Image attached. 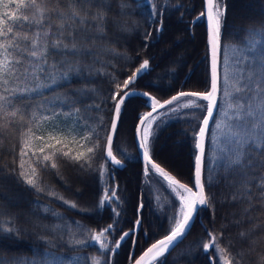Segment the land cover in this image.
Masks as SVG:
<instances>
[{"label":"trees","instance_id":"16d2710c","mask_svg":"<svg viewBox=\"0 0 264 264\" xmlns=\"http://www.w3.org/2000/svg\"><path fill=\"white\" fill-rule=\"evenodd\" d=\"M121 2L128 7L122 10ZM152 3L157 12L154 18H150V8L144 0H109L106 12L108 40L120 55L102 53L95 61L91 56L87 57L81 62L79 73H70L66 79L57 76L28 103L54 107L58 113L64 114H68L73 105L79 109L74 116L59 117L61 120L81 116L93 122L102 120L104 130L100 135L103 145V137L113 116L115 101L110 99L115 90L113 84L131 76L143 60L149 61V67L129 87L131 89L147 92L161 102L179 91L203 92L209 89L206 26L204 18L197 19L204 11V0H152ZM223 6L226 12L219 54L221 62L232 55L231 50L241 40L248 39L244 30L259 29L264 23V0H223ZM117 24L126 30H118ZM255 39L259 43L250 56H258L260 48L264 47V36L257 35ZM65 98L67 103L59 102ZM147 101L148 98L133 95L122 106L113 140V152L124 163L122 168L105 161L99 152L87 171H80L78 165L64 160L58 169L39 173L43 192L35 191L18 178L17 164L14 163L17 159L13 149L15 141L13 136L4 135L0 147V223L18 231L0 233V264H52V257L45 255L48 253L60 258L63 264H72L74 260L76 264H93V257L101 264H132L148 246L168 234L172 227L171 218L178 209L172 206L166 191L163 201L156 199L144 175L145 163L137 146V117L150 110ZM169 107L159 113L166 112ZM189 111L183 109L171 115L161 114L153 123L155 143L151 154L171 174L191 185L194 177L193 136L198 131L199 117L205 113L198 111L193 118L186 114ZM214 116L219 120L223 113L217 111ZM209 130L215 131L212 122ZM70 146L74 154L78 149L75 145ZM171 148L177 152V161L166 156ZM212 150L209 136L205 165L212 157ZM101 164L106 167L103 179L99 176ZM217 179L219 183L211 189L210 206L199 211L187 238L153 264L160 260L165 264H209L202 248L197 247L198 242L207 239L205 228L217 234L221 245L236 258L233 264L237 260L239 264H258L260 256L264 255V205L254 200L253 206L244 214L247 205L232 199L235 189L228 186L223 175ZM49 190L74 201L78 207L69 209L62 201L49 196ZM113 190H116L117 201H105L100 207L103 193ZM45 207L51 211L45 212ZM113 209L120 215L116 216ZM52 212L59 213V218ZM137 219L140 225L135 224ZM114 222L113 235H106L108 245L114 251L100 252L98 245L93 246L91 234ZM57 225L59 227L53 231ZM130 230L131 236L120 240L123 232ZM241 232L245 233L243 237ZM5 235L10 238L4 239ZM73 235L84 240L85 244L70 246ZM113 241L120 242L119 249H115Z\"/></svg>","mask_w":264,"mask_h":264},{"label":"snow or ice","instance_id":"6c2138e0","mask_svg":"<svg viewBox=\"0 0 264 264\" xmlns=\"http://www.w3.org/2000/svg\"><path fill=\"white\" fill-rule=\"evenodd\" d=\"M144 4L150 8V18H154L157 12L152 0H144ZM120 7L123 10L128 5L121 2ZM108 8L109 0H0V147L6 133L13 136L17 176L37 192L45 190L39 181V173L58 169L64 160L78 165L80 171H87L99 152L105 161L120 167L121 159L113 152V138L122 106L133 95L147 97L150 111L137 117L135 129L139 137L137 146L142 150L145 162L144 175L149 182L157 177L156 182L169 194L172 206L178 209L171 218L172 227L168 234L134 260V264H153L187 238L194 226L195 215L210 206L211 189L219 183L218 176L223 175L228 186L235 189L232 199L247 205L244 214L253 206L254 200L264 205V47L260 48L258 56L249 55L256 51L259 43L255 37L264 36V23L259 29L244 30L248 39L241 40L231 50L232 55L221 62L219 54L226 9L223 0H205V11L197 19L205 18L206 22V39L211 54L209 89L203 92L179 91L164 102L147 92H133L129 85L149 67V61L143 60L131 76L113 84L115 90L110 95L115 101L113 116L102 145V120L93 122L84 116L61 120L59 117L74 116L79 109L73 105L68 114L58 113L54 107L30 105L28 100L57 76L66 79L70 73H79L81 62L89 56L95 61L102 53L120 55L108 40ZM115 27L126 30L118 24ZM182 98L195 99L182 101ZM59 102L67 103V99ZM166 105L171 106L169 111L172 112L190 109L186 114L193 118L198 111L206 113L199 117L198 131L193 136L194 177L191 185L171 174L151 154L155 143L153 123L161 116L158 109H165ZM217 111L223 113L219 120L214 116ZM210 121L215 126L214 132L209 130ZM209 136L213 154L205 165ZM70 145L78 149L74 154ZM105 171V165L101 164V179ZM47 194L62 201L69 209L78 207L74 201L54 191L49 190ZM117 199L116 190L105 191L99 206ZM44 211L51 210L45 207ZM113 212L120 215L115 209ZM52 215L59 218V213L52 212ZM135 224L140 225V220L137 219ZM115 226L116 222L99 232H92L91 242L93 246H99L100 252L114 251L109 247L106 235H113ZM58 227L55 226L53 231ZM14 231L18 230L0 223V233ZM205 234L207 239L198 242L197 247L202 248L209 264H233L236 258L221 245L217 234L207 228ZM240 235L243 237L245 233ZM130 236L131 230L123 232L120 240ZM3 238L10 237L5 235ZM113 243L115 249L120 248L119 241ZM69 244L84 245L85 241L73 235ZM45 255L52 257V264H63L54 254ZM92 262L101 264L96 257ZM158 264H165V261L160 260ZM236 264H239L238 260ZM258 264H264V255L260 256Z\"/></svg>","mask_w":264,"mask_h":264},{"label":"rangeland","instance_id":"374dc122","mask_svg":"<svg viewBox=\"0 0 264 264\" xmlns=\"http://www.w3.org/2000/svg\"><path fill=\"white\" fill-rule=\"evenodd\" d=\"M188 99H192V98H182V101H186ZM170 108L171 107H169L168 110L166 112H164V113L163 112H160L162 114V116L169 115V114L170 115L171 114H174V112L169 111ZM176 153L177 152L174 149L171 148V150L169 152H167L166 156L170 157L173 161L174 160L177 161L178 159H177ZM180 164L183 165V162H180ZM146 179H147L148 183L150 184V186H151V188L153 190V193H154L156 199L163 201V195H164V191L165 190H164V188H162L160 186L159 183L156 182V180L158 178L157 177H153L151 182H149V178L148 177H146Z\"/></svg>","mask_w":264,"mask_h":264},{"label":"water","instance_id":"95a60500","mask_svg":"<svg viewBox=\"0 0 264 264\" xmlns=\"http://www.w3.org/2000/svg\"><path fill=\"white\" fill-rule=\"evenodd\" d=\"M204 11H205V0H204ZM204 22H205V18H204ZM205 26H206V22H205ZM209 56H210V65H211V54H210V51H209ZM140 77V75L138 76V78ZM137 78V79H138ZM136 79V80H137ZM132 85V84H131ZM131 85H129V87L131 86ZM131 91H133V92H136V93H144L143 91H140V90H138V89H131V88H129ZM123 95V94H122ZM139 96H142V97H145V96H143V95H139ZM145 98H147V97H145ZM171 98V97H170ZM166 101V100H165ZM164 102V101H163ZM168 105H166V107H167ZM161 110H163V109H158V112L159 111H161ZM150 111V110H149ZM205 115H206V113H205ZM214 115H215V113H214ZM210 123H211V121H210ZM209 126H210V124H209ZM115 136V135H114ZM138 139H139V137L137 136V141H138ZM113 140H114V138H113ZM139 151H140V154L142 153V150L141 149H139ZM141 157H142V154H141ZM118 158V157H117ZM119 159V158H118ZM143 159V158H142ZM145 163V162H144ZM114 166V165H113ZM124 166V163L121 161V166L120 167H117V166H115V167H117V168H122ZM198 215V214H197ZM197 215H195V219H196V217H197ZM162 239V238H161ZM156 242V241H155ZM154 242V243H155ZM153 244V243H152ZM151 244V245H152ZM150 245V246H151ZM150 246H148V247H150ZM147 247V248H148ZM147 248L144 250V251H146L147 250ZM143 251V252H144ZM142 252V253H143ZM142 253L140 254V255H142ZM140 255L136 258V259H138L139 257H140ZM132 264H134V261L132 262Z\"/></svg>","mask_w":264,"mask_h":264}]
</instances>
